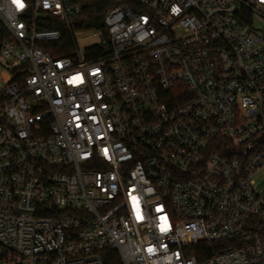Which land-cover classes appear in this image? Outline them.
I'll list each match as a JSON object with an SVG mask.
<instances>
[{"label":"built area","instance_id":"obj_1","mask_svg":"<svg viewBox=\"0 0 264 264\" xmlns=\"http://www.w3.org/2000/svg\"><path fill=\"white\" fill-rule=\"evenodd\" d=\"M113 1L0 0V264H264V0Z\"/></svg>","mask_w":264,"mask_h":264},{"label":"trees","instance_id":"obj_2","mask_svg":"<svg viewBox=\"0 0 264 264\" xmlns=\"http://www.w3.org/2000/svg\"><path fill=\"white\" fill-rule=\"evenodd\" d=\"M71 3L85 7L77 21L81 22L80 26L86 29L101 27L102 21L111 7L113 0H69ZM41 30H60L63 36V44L68 41V34L62 24H50L41 28ZM67 50V48H66ZM65 49L59 53H52L54 56H65L69 54Z\"/></svg>","mask_w":264,"mask_h":264},{"label":"rangeland","instance_id":"obj_3","mask_svg":"<svg viewBox=\"0 0 264 264\" xmlns=\"http://www.w3.org/2000/svg\"><path fill=\"white\" fill-rule=\"evenodd\" d=\"M92 39H80V44L81 46H85L87 45L88 43H92ZM1 76L5 79L6 82H9L10 81V78H11V75L8 74V73H2ZM2 82V81H1Z\"/></svg>","mask_w":264,"mask_h":264}]
</instances>
